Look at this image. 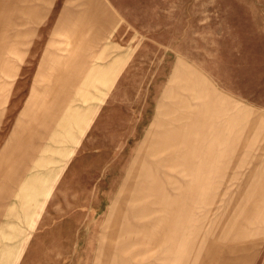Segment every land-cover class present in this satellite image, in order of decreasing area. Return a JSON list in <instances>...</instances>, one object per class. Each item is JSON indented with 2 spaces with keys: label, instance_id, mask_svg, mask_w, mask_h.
<instances>
[{
  "label": "rangeland",
  "instance_id": "rangeland-1",
  "mask_svg": "<svg viewBox=\"0 0 264 264\" xmlns=\"http://www.w3.org/2000/svg\"><path fill=\"white\" fill-rule=\"evenodd\" d=\"M0 264H264V0H0Z\"/></svg>",
  "mask_w": 264,
  "mask_h": 264
}]
</instances>
